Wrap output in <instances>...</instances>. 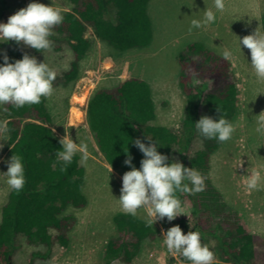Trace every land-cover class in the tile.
<instances>
[{"label": "rangeland", "instance_id": "rangeland-1", "mask_svg": "<svg viewBox=\"0 0 264 264\" xmlns=\"http://www.w3.org/2000/svg\"><path fill=\"white\" fill-rule=\"evenodd\" d=\"M224 2L225 10L221 13L215 10L213 0H151L147 6L152 28L149 45L117 54L110 46L94 40L92 47L79 62L78 78L69 83L64 81L63 74L70 69L73 53L55 28L52 29L53 35L49 37L53 42L51 50L39 52L23 43L17 44L24 55L34 57L38 63L44 62L56 72L53 94L50 98H44L45 108L51 117L49 128L52 133L59 140L66 133L74 143L79 144L83 141L88 146L89 156L82 164V154L79 152L76 154L79 166L84 169L82 191L86 205L78 208L68 206L62 212L63 215L73 217L69 225L68 245L63 246L55 241L48 256L41 258L34 254H45L47 247L41 243L29 242L24 235L19 234L15 238L16 249L11 258L12 264H107L104 257L106 244L111 238L118 239L113 218L118 213H124L117 201L124 173L112 170L94 143L86 122L88 100L96 89L111 87L121 79L133 76L147 82L145 78H148L154 89L155 123L166 127L174 134H180L184 98L178 85L179 78L174 76L179 72L181 61L195 57L193 50L199 51L208 59L210 56V59L218 57L221 61L225 60L221 55L222 50L227 49L233 53L232 59L228 60L230 63L228 80L234 84L235 101L227 100L224 106L219 107V114L234 125L236 123V130L230 140L219 142L212 151L206 170L199 171L193 168L205 177V192L212 194L209 196L204 194V200L200 198L203 195L201 192L189 195L182 204V214L175 219L184 217V223L192 227L193 209L203 212L202 205L209 200L222 213L237 216L248 232L264 239V134L256 131L254 118L264 112V81L258 80L251 68L250 51L241 45L240 52L236 39L254 34L256 30L264 33L261 23L264 0ZM7 3L9 9L0 20V23L4 24L10 16L26 8L30 3L59 8L62 13L70 12L74 7L69 0H8ZM208 8L216 12V21L207 27L194 28L189 32L191 20L202 19L203 11ZM114 12L115 10L111 9L106 18L114 20ZM2 41L4 40L0 39V42ZM56 46L60 49L55 48ZM180 52L181 54L177 55ZM6 53V47H0V59L4 58ZM165 56L169 61L163 59ZM209 93L207 91L204 95ZM85 95V103L80 107L84 115L83 121L72 126L69 122L70 108L76 107V104L80 106L73 101V96ZM211 109L214 108L204 102L201 103L200 118L208 116L218 121L220 115L207 114ZM224 112L226 113L223 114ZM6 119L0 105V122H6ZM22 120L32 121L31 118ZM0 144L3 145L0 148L1 221L2 208L7 203L11 191L6 184V177L2 175L7 172L10 161L7 154L10 148L9 133L7 140H0ZM204 145V140L198 132L191 142L188 156L192 157L197 151L204 150ZM171 158L175 162H182L175 153L171 154ZM187 168H191L188 162ZM255 171L260 173L261 183L258 190L250 191L246 187L245 177ZM136 216L145 220L150 219L144 209L138 210ZM173 221H168L167 218L157 220L152 225L156 233L141 242L130 262L117 259L110 264H191L182 256L169 253L163 244L162 233L174 226ZM49 234L54 236L57 232L50 229ZM202 245H207L212 252L217 247L216 241L209 237L203 240ZM219 258L220 254L216 252L215 261H220Z\"/></svg>", "mask_w": 264, "mask_h": 264}, {"label": "trees", "instance_id": "trees-1", "mask_svg": "<svg viewBox=\"0 0 264 264\" xmlns=\"http://www.w3.org/2000/svg\"><path fill=\"white\" fill-rule=\"evenodd\" d=\"M69 1L74 5L72 11H64L63 22L54 27L73 53L70 69L63 74L66 83L78 78L79 62L94 40L110 46L117 54L149 45L152 28L147 6L151 0ZM7 2L0 0V20L9 9ZM111 9L115 10L114 20L106 18ZM261 23L264 30V13ZM0 47H6L9 63L22 59L24 55L14 41L4 40L0 42ZM55 48L60 49L58 46ZM192 52L196 54L193 60L179 63V86L184 96L180 134H174L154 122L156 113L150 89L138 77L130 76L111 87L98 88L89 98L86 109L88 128L98 151L115 172L123 174L131 170L124 163L128 155L132 157V166L140 169V161L144 157L133 143L137 139L146 146L155 143L157 152L167 156L169 164L175 162L171 158V154L175 153L185 168L188 162L189 167L199 171L207 169L208 158L218 146V140L202 136L204 151L188 156L191 142L198 133L195 124L200 119V105L204 100L205 104L216 110H208L207 114L220 115L217 107L224 106L227 100L235 101L236 90L228 80L226 61L218 57L210 59L211 56L208 59L197 50ZM3 61L4 58L0 59V66H4ZM197 80H201L198 85L194 83ZM204 80L211 83L207 95L203 93ZM44 102L42 97L41 103L37 105L21 108L11 104L2 105L10 129L7 154L10 159L12 155L21 157L26 181L19 193L10 191L8 201L2 208L0 263L3 264L11 262L16 249L15 238L19 234L24 235L29 242L47 247L45 254H34L41 258L48 256L55 241L67 246L73 217L62 212L68 206L78 208L86 205L82 191L84 169L79 166L78 156L75 155L71 164L61 171L65 166L62 162H56V153L62 151V146L49 128L51 117ZM23 118H31L32 121L23 122ZM201 193L203 195L200 198L203 200L204 194H212L205 190ZM177 196L181 205L189 198V194L177 193ZM202 206L203 212L193 209L192 227L184 223V217L175 219L174 226H179L185 235L189 231H198L201 243L207 237L214 239L217 247L213 253L220 254L217 264H264V239L248 232L237 216L222 213L209 200ZM113 223L118 239L111 238L106 244L104 257L107 264L117 259L130 262L141 242L156 233L148 220L126 213L116 214ZM50 229L56 230L57 234L50 235Z\"/></svg>", "mask_w": 264, "mask_h": 264}, {"label": "clouds", "instance_id": "clouds-1", "mask_svg": "<svg viewBox=\"0 0 264 264\" xmlns=\"http://www.w3.org/2000/svg\"><path fill=\"white\" fill-rule=\"evenodd\" d=\"M217 12H224V0H213ZM64 16L59 8L45 6L39 3H30L8 18L6 24L0 23V39L23 43L37 51L51 50L53 42L49 39L53 35L52 29L63 22ZM216 21V12L212 8L203 11L202 19H192L189 32L192 29L207 27ZM238 47L242 45L250 51L251 68L256 78L264 81V33L256 30L254 34L237 38ZM241 52V50H240ZM225 60H230L233 53L224 49L221 52ZM4 66H0V105L11 104L16 108L25 105H37L41 98H50L53 94V81L56 72L47 64L38 63L34 57L27 54L22 59L9 63L4 56ZM198 83V81H194ZM7 110V109H5ZM217 112L220 109L217 107ZM256 131L264 134V112L255 116ZM199 134L206 139H215L226 142L232 138L235 125L221 115L218 121L211 117L202 116L195 124ZM10 129L7 122H0V137L6 141ZM62 151L56 153L57 163L62 162L65 167L71 164L73 157L79 152L82 154L81 163L88 159L87 144L81 141L74 143L68 134L60 139ZM134 145L143 154L140 169L132 166V157L127 156L124 163L131 168L122 176V188L117 200L121 210L131 216H136L138 210H146L149 226L157 220H175L183 212L181 200L177 193L194 195L204 191L205 177L193 168H185L180 162L167 163L168 157L157 152L155 143L146 146L139 139ZM3 145L0 144V148ZM127 155V151H126ZM55 167V164H53ZM111 168V167H110ZM6 184L11 190L19 193L25 185L24 167L21 157L12 155L8 162ZM248 190H258L261 175L258 171L245 177ZM163 244L169 253L179 255L190 261L191 264H217L215 254L207 245H202L201 234L198 231H189L182 234L179 226H173L162 233Z\"/></svg>", "mask_w": 264, "mask_h": 264}, {"label": "crops", "instance_id": "crops-1", "mask_svg": "<svg viewBox=\"0 0 264 264\" xmlns=\"http://www.w3.org/2000/svg\"><path fill=\"white\" fill-rule=\"evenodd\" d=\"M181 54V52L180 53H178L177 55H180ZM194 54V53H193ZM195 57H196V55H195ZM194 57V58H195ZM194 58H192L191 60H193ZM163 59L167 62V61H169V59H168V57H163ZM224 59V58H223ZM225 61V60H224ZM226 62L228 63V60H226ZM230 69V63H228V68H227V75H228V70ZM176 76H178V78H179V72L174 76V77H176ZM139 79H141V78H139ZM145 79H147V82H145L144 80V82L147 84V86L149 87V89H150V92H151V97H152V101H153V104H154V108H155V112H156V105H155V103H154V100H153V95H154V89L152 88V85H151V82H149L150 80L148 79V78H145ZM142 80V79H141ZM198 81V80H197ZM201 80H199L198 82H200ZM203 83H204V90H203V93L204 94H206L207 93V91H210V88H211V83L208 81V80H204L203 81ZM197 85H198V83H196ZM178 85H179V82H178ZM180 87V86H179ZM160 91V90H159ZM235 96H236V93H235ZM85 98H86V96H85ZM183 98H184V96H183ZM184 102V101H183ZM204 102V101H203ZM202 102V103H203ZM76 106V108H78L79 110H80V107L81 106H79L78 107V105L76 104L75 105ZM83 106V105H82ZM72 108V107H71ZM70 108V109H71ZM183 108H184V104H183ZM81 111V110H80ZM83 114V113H82ZM84 116V115H83ZM69 120H70V117H69ZM82 121H83V118H82ZM81 121V122H82ZM81 122H78V123H76V124H71L70 123V125H72V126H76V125H78V124H80ZM155 122V121H154ZM153 121L151 122V123H154Z\"/></svg>", "mask_w": 264, "mask_h": 264}, {"label": "bare ground", "instance_id": "bare-ground-1", "mask_svg": "<svg viewBox=\"0 0 264 264\" xmlns=\"http://www.w3.org/2000/svg\"><path fill=\"white\" fill-rule=\"evenodd\" d=\"M86 96V95H85ZM85 96L84 97H77V96H73V101L75 102V103H78L80 106H82V105H84V103H85ZM230 111H231V109H230ZM236 116V115H235ZM232 117V116H231ZM237 117V116H236ZM243 117H245V116H243ZM82 118H83V114H82V112L78 109V108H76V107H72L71 109H70V120H69V122L71 123V124H76V123H78V122H81L82 121ZM235 118V117H234ZM234 120V119H233ZM240 122V121H239ZM235 125H236V123H235ZM238 127V126H237ZM243 143V142H242ZM204 148V147H203ZM204 151V150H203ZM214 154V153H213ZM215 155V154H214ZM222 160V159H221ZM221 163V162H220ZM13 244H14V242H13ZM13 246V245H12ZM17 254V253H16Z\"/></svg>", "mask_w": 264, "mask_h": 264}, {"label": "flooded vegetation", "instance_id": "flooded-vegetation-1", "mask_svg": "<svg viewBox=\"0 0 264 264\" xmlns=\"http://www.w3.org/2000/svg\"><path fill=\"white\" fill-rule=\"evenodd\" d=\"M0 264H3V263H0ZM9 264H12L11 262Z\"/></svg>", "mask_w": 264, "mask_h": 264}]
</instances>
